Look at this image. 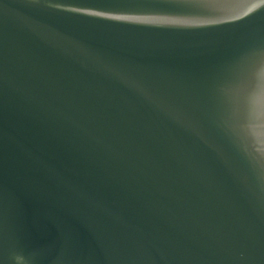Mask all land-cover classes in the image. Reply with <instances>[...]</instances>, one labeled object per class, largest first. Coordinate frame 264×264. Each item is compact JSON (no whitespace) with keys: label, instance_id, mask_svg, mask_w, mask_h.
Masks as SVG:
<instances>
[{"label":"water","instance_id":"95a60500","mask_svg":"<svg viewBox=\"0 0 264 264\" xmlns=\"http://www.w3.org/2000/svg\"><path fill=\"white\" fill-rule=\"evenodd\" d=\"M257 103L264 0H0V264H264Z\"/></svg>","mask_w":264,"mask_h":264},{"label":"clouds","instance_id":"9594fccd","mask_svg":"<svg viewBox=\"0 0 264 264\" xmlns=\"http://www.w3.org/2000/svg\"><path fill=\"white\" fill-rule=\"evenodd\" d=\"M264 122V106L261 104H253L251 110L248 114L247 124L249 125H258ZM261 139L264 138H257L255 136L250 137V140L255 148V157L258 160H264V143H261Z\"/></svg>","mask_w":264,"mask_h":264}]
</instances>
